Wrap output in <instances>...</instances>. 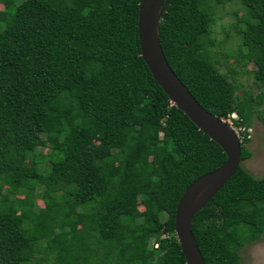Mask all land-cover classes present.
I'll return each instance as SVG.
<instances>
[{
    "label": "trees",
    "instance_id": "1",
    "mask_svg": "<svg viewBox=\"0 0 264 264\" xmlns=\"http://www.w3.org/2000/svg\"><path fill=\"white\" fill-rule=\"evenodd\" d=\"M225 1L167 0L161 51L211 114L264 126V88L252 94L235 68L219 72L210 51ZM138 2L0 0V264H185L175 205L225 155L152 79ZM240 3L232 55L253 63L247 73L264 87V0ZM244 142L232 176L191 218L205 264H240L238 249L264 232V175L240 165L250 156ZM35 146L48 152L31 155Z\"/></svg>",
    "mask_w": 264,
    "mask_h": 264
},
{
    "label": "water",
    "instance_id": "2",
    "mask_svg": "<svg viewBox=\"0 0 264 264\" xmlns=\"http://www.w3.org/2000/svg\"><path fill=\"white\" fill-rule=\"evenodd\" d=\"M167 0H139L136 33L140 57L152 79L166 94L169 102L225 155L215 169L194 178L182 191L175 205L173 232L185 264H205L191 233V218L232 176L239 165L240 143L230 128L203 108L167 64L157 36V23Z\"/></svg>",
    "mask_w": 264,
    "mask_h": 264
},
{
    "label": "rangeland",
    "instance_id": "3",
    "mask_svg": "<svg viewBox=\"0 0 264 264\" xmlns=\"http://www.w3.org/2000/svg\"><path fill=\"white\" fill-rule=\"evenodd\" d=\"M16 3L20 0H14ZM2 5L0 3V10ZM241 3L240 0H227L224 3L217 5L214 9V22L211 24L210 36L219 42L210 47L212 55H215L218 62L216 67L219 72H225L227 67L236 69V81L244 86L246 90L252 94L262 93L263 86L255 84L252 77L247 71L254 68L253 63L249 62L245 66L240 64L235 58H233L236 46L238 45L239 38L238 34L231 27L235 20L234 12L240 14ZM225 52L230 56L227 57L226 61H222V57L219 51ZM239 94V92H236ZM264 104V99L262 105ZM260 105V107H262ZM251 128L249 139L242 143L250 152V156L241 161L240 165L244 167L251 175L260 177L264 175V126L259 120L252 116L251 121L248 125ZM31 155L34 154H45L48 152L46 146H35L31 147ZM26 163H30L29 158L26 159ZM17 196H21V192H17ZM40 199L35 198L33 202V210H37L42 206ZM138 209L141 210V205H138ZM73 210V209H72ZM150 242L148 248H150ZM240 264H264V232H262L259 239L251 241L241 246L238 249Z\"/></svg>",
    "mask_w": 264,
    "mask_h": 264
},
{
    "label": "built area",
    "instance_id": "4",
    "mask_svg": "<svg viewBox=\"0 0 264 264\" xmlns=\"http://www.w3.org/2000/svg\"><path fill=\"white\" fill-rule=\"evenodd\" d=\"M220 120L230 128L239 142L249 139L251 128L241 123V118L236 112L231 111L226 116L220 118Z\"/></svg>",
    "mask_w": 264,
    "mask_h": 264
},
{
    "label": "clouds",
    "instance_id": "5",
    "mask_svg": "<svg viewBox=\"0 0 264 264\" xmlns=\"http://www.w3.org/2000/svg\"><path fill=\"white\" fill-rule=\"evenodd\" d=\"M234 112H235V111H234ZM219 119H220V118H219ZM222 122H223V121H222ZM244 125H245V124H244ZM246 126H248V125H246ZM247 140H248V139H247ZM247 140H246V141H247ZM239 143H240V142H239ZM151 244H152L153 247H156V246H154V244L156 245V243H153V242H152Z\"/></svg>",
    "mask_w": 264,
    "mask_h": 264
}]
</instances>
